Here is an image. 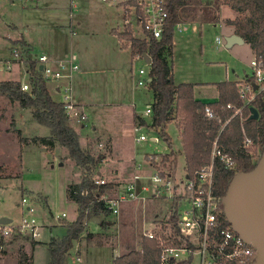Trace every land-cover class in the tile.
Segmentation results:
<instances>
[{
    "label": "rangeland",
    "instance_id": "374dc122",
    "mask_svg": "<svg viewBox=\"0 0 264 264\" xmlns=\"http://www.w3.org/2000/svg\"><path fill=\"white\" fill-rule=\"evenodd\" d=\"M118 1L0 0V81L11 78L24 82L28 79L25 63L12 56L10 39L24 37L32 44L30 53L35 56L42 49L40 43L47 42V37L53 36L55 29L64 31L68 35L67 39H72L70 52H75L78 57V69L72 73L75 75L82 68L87 69V73L79 79L78 88L88 95L89 100L100 103L95 111L87 108V119L82 122L83 127L81 123L69 121L76 128L83 149L95 155L104 153L98 171L100 177L115 183L117 179L130 180L133 167L135 169L136 164L144 163L145 155L149 153L160 167L165 155L168 159L165 163L168 165L173 160L171 168H166L180 177L183 168H187L183 156L179 155L182 145L177 127L182 128L184 125L182 116L176 115L175 124L170 123L167 128L171 136L168 146L148 125L143 124L140 130H135L132 125L133 108L129 105L109 103L128 98L126 94H129L132 85L134 88L140 76L138 70H147L149 67L144 58L131 60L127 50L120 52L115 48L116 39L109 35L107 29L110 25L122 23L118 15L122 8ZM194 1L198 2V15L202 14L201 9L210 6L208 3L217 5L216 0ZM120 4L123 8L126 5L124 2ZM222 14H231V10L223 8ZM139 30L134 20L124 24L120 33L121 38H124L123 43L130 45L128 34L141 38L143 34L137 33ZM215 30L218 28L212 25L205 28L202 39L198 34L191 35L190 31L174 32L177 42L171 63L175 82L219 79L223 71L222 67L215 65L219 62H225L232 76H235L231 70L234 53L230 56L227 49L222 52L216 48ZM14 45L20 49L22 43L18 40ZM251 50L248 45L242 50L241 59L246 63L251 60ZM21 56L26 59L25 53L22 52ZM8 64L10 67H7ZM50 65L56 66V63L50 62ZM235 70V78L241 79L245 75L241 68ZM67 71L65 65L62 73L66 74ZM47 87L54 99L63 100V89L69 87V80H48ZM134 90L137 112L149 121L150 115L144 114V110L145 103L153 101L152 92L143 86ZM205 90L212 92L213 88ZM201 96L208 98V95ZM93 122L98 126L96 130L93 129ZM102 130L108 132L110 150L106 148L109 145L108 137ZM143 133L146 139L137 141L136 136ZM22 137L25 142L21 141ZM154 137L158 139L154 141ZM42 140L51 144L43 145ZM82 175L83 169L68 156L66 147L51 137L49 128L34 120L31 108L19 107L17 102H11L6 94L0 93V217L8 216L12 219L11 224H20L23 215L28 216L26 206L22 205V197H25L34 208L33 216L40 233L37 237L24 233L6 237L0 248V264H19L20 247L32 239L47 242L51 237L59 239L66 234L67 224L75 221L78 215V203L68 197L67 187L79 182ZM145 204L148 219L159 215L160 209L165 210L170 206L168 200H148ZM134 206H124L118 218L102 215L107 222L105 226L88 220L85 231L69 249L63 264H112L116 253H126L138 245L141 242L140 229L146 227L147 223L139 221V226L131 223L140 216ZM89 233L92 234L90 238L87 237ZM33 251L34 264L48 263L49 250L45 243L37 245ZM27 258L25 264H32L30 257Z\"/></svg>",
    "mask_w": 264,
    "mask_h": 264
},
{
    "label": "trees",
    "instance_id": "16d2710c",
    "mask_svg": "<svg viewBox=\"0 0 264 264\" xmlns=\"http://www.w3.org/2000/svg\"><path fill=\"white\" fill-rule=\"evenodd\" d=\"M166 1L167 24L158 38L151 36L137 38L130 34L127 36L132 56L142 57L145 53L150 57L148 86L153 92V114L148 125L169 145L170 137L165 131L166 123L176 115L182 116L184 125L181 141L186 167L190 173L210 163L211 149L216 140L223 152L235 161L234 167L230 169L225 168L219 158H214L212 191L223 197L234 174L250 170L260 158L264 148V95L259 94L248 104H244L236 82L221 81L216 84L219 90L218 99L212 103H203L194 99V88L191 83L180 82L177 85L174 83L168 55L171 53L176 23L197 20L198 17L219 21L217 9L220 4H226L235 12V16L226 19L225 23L233 25L234 32L249 43L257 56L264 59V0H216L217 5L204 7L200 10L201 15L197 13V1ZM118 37L121 38L120 33ZM21 43V50L26 55L25 70L29 89H21L20 80L3 79L0 81V93L6 94L11 102H17L19 107L31 108L34 120L49 128L51 137L66 147L68 156L83 169L81 180L67 187L68 197L78 203L76 220L67 224L63 237L59 239L51 237L47 242L49 250L47 264H63L69 249L85 231L88 220H93V217L97 216L99 223L106 225L107 222L103 220L102 215L108 216V210L106 205L98 200L97 195L113 186L114 182L102 185L95 183V178L100 177L98 171L105 157L104 153L95 155L81 147L78 132L69 124L70 120L63 102L52 97L47 80L38 68L37 60L31 55L26 43L24 41ZM227 103L233 107L227 108ZM204 105H209L214 110L213 118L207 117ZM251 106L257 109L256 118L250 117ZM239 107L242 108L241 112L234 114L235 109ZM139 123L145 124L144 119ZM244 138L251 139L249 146L244 145ZM21 141L25 142V138L22 137ZM42 143L51 144L44 140ZM109 146L110 144L106 145L107 150ZM163 159L165 164L168 161L166 155ZM84 189L86 193H83ZM175 218L176 215L172 217L173 220ZM14 235L16 237L18 234ZM91 235L89 233L87 237L90 238ZM141 248L115 256L112 264H159V249L154 239L143 238ZM19 251V264H25L28 256L25 251ZM254 256L255 249L248 259L250 264Z\"/></svg>",
    "mask_w": 264,
    "mask_h": 264
},
{
    "label": "built area",
    "instance_id": "2783aa9c",
    "mask_svg": "<svg viewBox=\"0 0 264 264\" xmlns=\"http://www.w3.org/2000/svg\"><path fill=\"white\" fill-rule=\"evenodd\" d=\"M119 2L126 3L123 8L125 24L134 20L143 33L142 37L160 36L167 24L166 0H120ZM176 28L186 29V25L178 22L175 30ZM216 40L221 42L219 36ZM11 53L15 60L25 63V59L21 56V48L12 47ZM34 58L37 60L38 68L42 65L39 70L47 81L69 79L72 71L78 69L74 55L58 61L56 66L52 65L54 68L45 53L36 54ZM65 65L68 71L63 74L62 69ZM7 67L10 65L8 64ZM248 69L241 79L235 80L244 104H248L259 94L264 95V59L254 53ZM138 72L140 76L136 84L147 85L149 67L147 70L139 69ZM21 89H29L28 81H21ZM56 89L59 91L58 87ZM70 90V86L63 89L64 99L61 101L69 120L82 123L87 116L73 99ZM204 106L207 117L213 118L214 110L209 105ZM226 106L233 107L229 103ZM241 109V107L236 108L234 114L240 113ZM145 114L152 117V102L145 104ZM142 126L138 122L135 128L140 130ZM144 139H146L144 133L136 136L137 141ZM152 139L155 141L158 138ZM250 143L251 139L244 138L245 146H249ZM210 158L209 164L201 166L192 173L188 172L187 168H183L182 175L178 177L175 172L169 171L163 162L160 167L150 153L146 154L144 163L136 164L130 180L114 182L113 186L97 195L98 200L106 205L108 214L116 218L122 215L124 206L135 205L134 210L140 216L131 223L136 226H139V221L147 223L146 227L140 229L141 241L146 237L155 240L159 249V264H250L248 259L254 247L249 245L236 229L226 223L228 221L222 210V197L212 191L214 158H219L225 168L230 169L234 167L235 161L223 152L216 140ZM95 183L102 185L108 181L97 177ZM83 193H86L85 189ZM27 200L22 197V205L26 206L28 216L24 214L20 224L13 225L11 222L6 225L0 224V248L3 246L2 241L13 234L24 233L33 237L40 234L33 216L34 208ZM148 200L155 202L168 200L170 206L165 210L160 209L159 215L148 219L145 204ZM175 215L176 218L173 220L172 217ZM132 248L141 250V242ZM117 255L116 253L115 256Z\"/></svg>",
    "mask_w": 264,
    "mask_h": 264
},
{
    "label": "crops",
    "instance_id": "0c3cea01",
    "mask_svg": "<svg viewBox=\"0 0 264 264\" xmlns=\"http://www.w3.org/2000/svg\"><path fill=\"white\" fill-rule=\"evenodd\" d=\"M55 1H57V0H55ZM118 3H119V7L122 8V12L118 13V15H120V19H121L122 23L120 24L118 22V23H116V25H110L108 27V29H107L109 35L116 39V47L115 48L118 49L120 52H123L124 50H127L129 52L131 60L144 58L143 56L142 57H134V56H132L131 53H130V47H129L130 45L126 46L123 43L124 42V38H119L118 37V33H121L123 31L124 24H125V22L123 20V6H121L119 1H118ZM208 4L211 5V2L208 3ZM223 8H226V9L229 8L231 10V14H228V15L227 14H222V9ZM217 16L219 18V21H214L212 19L207 20V19H202V18H199V17H198L197 20H193V21H191V20L182 21L181 23L186 25V29H177L176 28V30L178 32H180V33H184L186 31H190L191 35L198 34L199 38L202 39L203 38V31H204L205 28H207V27H209L211 25L214 26V27H217L218 30H215V33H214V35H215L214 42H215L216 48L219 49L222 52H224L225 49H227L229 54H230V56L232 55V52L234 53V60L231 61L232 64H233L232 65L233 67H231V70L234 71V75L235 76H237V74H235L236 73L235 69H237V68H241L244 73H247V71L249 70L248 69L249 65L247 66V63H249V62L247 61V63H246V62H244L241 59V55H242L241 53H242V50L247 45L250 46L249 43L243 41V43H233L232 45L229 46V48H224L225 37L228 36V34L235 33L234 29H233V25H230V24L227 25L225 23V20L228 19V18H234L235 12L229 6H227L226 4H220L218 9H217ZM220 18H222L224 20H222V19L220 20ZM137 33H142V32L139 30V31H137ZM134 35L135 34H133V37H136ZM67 36L68 35L64 31L59 30V29H55L53 31V36H48L47 37V40H48L47 42L40 43V46H41L42 49L39 50L38 53H36V54L45 53L47 55V57H49L50 62H52V63H54V62L57 63L60 60H64L65 57L68 56V53H71V55H74V57H76L75 61L78 60V57L76 56V53L73 52V51L70 52L71 46H72V39L71 38H69L70 40L67 39ZM217 36H219L221 38V42H218L216 40ZM137 38H139V37L137 36ZM141 38H143V37H141ZM18 40L19 41L20 40L24 41L26 43V45L30 49L32 48V44L28 40H26L24 37H22V36L18 37V38H15V39H12V40L10 39L12 45L14 44L15 41H18ZM187 40H188V38L186 39V41ZM176 42H177V38H173V44H172V47H171V53H169V55H168V62H169L170 70L172 71L173 77H174V71H173V64L171 63V60H172V58L174 56L173 51H174V46L176 45ZM31 51H32V49H31ZM106 51H108V50H106ZM251 52H252V54H251V57L249 58V60L254 56V53H255V52H253V50H251ZM106 54H108V53H106ZM81 62H82V65L85 66V64H84L85 61L82 60ZM81 62L79 63L80 66H81ZM215 65L222 67L221 70H223L222 71V75H220V77H218L219 79H212V81H210V80H203V81H200V80H195V81L188 80V81H186V80H184V81H180V82H185V83H191L193 85V88H194V99H197V100H199V101H201L203 103H212L213 101H216L218 99V97H219V90H218V88L216 86L217 82H221V81H235V80L239 79V78H235V76H232L233 74L231 73V71L229 70V68H228V66H227V64L225 62L224 63L223 62H219V63H216ZM86 73H87V69L84 70V68H82L79 72L77 71L75 73V75L73 73H71L72 74L71 77L69 79L67 78V80H69V86L71 87L70 92L72 94V97L75 100V102L79 105L80 109H82L85 114H86L87 108L92 109V111H95L96 110L95 109L96 106H98L100 104L97 100H93V99L89 100L88 95L85 94V92H82L80 90V88H78L79 81H80L79 79L82 78L81 75L86 74ZM173 81H174V83L176 85L178 83H180V82H175L174 78H173ZM142 86L147 88L148 90H150L148 84L147 85H142ZM142 86H139V85H137L135 83L134 88H139V87H142ZM208 87L209 88H213L212 92H210L208 90H205V89H208ZM134 88H133V85H132V87L130 88L129 94H126V96H128V98H126L125 100H116L114 102H109V103L110 104H114V105H121V106L129 105L131 108H133L132 125L135 128L136 124L140 120H143V119L145 121V125H148L151 122V116H150V120L146 121V119L144 117L142 118V116H140L138 114L137 108H136V103L134 102L135 98H136V91L134 90ZM151 92H152V90H151ZM152 95H153V92H152ZM201 95H208V98H204V96H201ZM106 104H107V102H106ZM144 114H145V110H144ZM86 116H87V114H86ZM94 118H95V121H96L97 118L96 117H94ZM175 118H176V116L171 121L166 123L167 124L166 128H165L166 132H167V128L170 125V123H174L175 124V122H174ZM95 123L96 122H93L92 126H93V129L96 130L98 126H97V124L95 125ZM80 126L83 127V124L81 123ZM148 126H150V125H148ZM176 126H177V124H176ZM177 129L179 131V136H180V141H181L182 128L180 126H178ZM135 130H136V128H135ZM102 132H103V134H105L108 137L107 140H108V143H109L108 132L103 131V130H102ZM167 134L169 135L168 132H167ZM169 137L171 139L170 135H169ZM181 145H182V148H183V142L182 141H181ZM17 146L19 148H21L19 145H17ZM182 148L179 149L181 151V153L179 155L183 156V159H184ZM110 149L111 148L109 146V150ZM174 159L176 160V158H174ZM184 161H185V159H184ZM168 163H170V164L168 165L167 163H165V166H168L169 168H171L173 160H171ZM185 165H186V163H184V166ZM133 172H134V167H133ZM116 174H117V171H116ZM116 178H118V177L116 176ZM118 180L119 179L116 180V183L120 182V181H123V180H119V181ZM112 218H113V216H112ZM86 225H87V223H86ZM47 242H43L42 240L39 241V240H36V239H32L27 245L21 246L20 250L25 251L27 256L30 257L31 263L34 264L32 262L33 255H34L33 254V252H34L33 249L37 245H39L41 243H45L46 246H47ZM48 260H49V258H48Z\"/></svg>",
    "mask_w": 264,
    "mask_h": 264
},
{
    "label": "water",
    "instance_id": "95a60500",
    "mask_svg": "<svg viewBox=\"0 0 264 264\" xmlns=\"http://www.w3.org/2000/svg\"><path fill=\"white\" fill-rule=\"evenodd\" d=\"M243 41L240 35L228 34L224 48ZM142 55L150 63V57L145 53ZM257 115V109L251 106L250 117L256 118ZM259 157L250 170L234 174L226 194L222 197L227 221L255 249L252 264H264V148ZM11 221L8 216L0 217V224L6 225ZM93 221L99 222V217L94 216Z\"/></svg>",
    "mask_w": 264,
    "mask_h": 264
}]
</instances>
